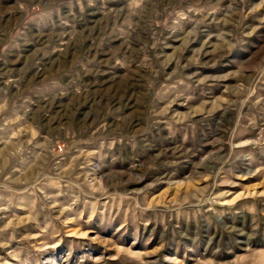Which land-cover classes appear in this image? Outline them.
Instances as JSON below:
<instances>
[{
  "label": "rangeland",
  "instance_id": "374dc122",
  "mask_svg": "<svg viewBox=\"0 0 264 264\" xmlns=\"http://www.w3.org/2000/svg\"><path fill=\"white\" fill-rule=\"evenodd\" d=\"M0 264H264V0H0Z\"/></svg>",
  "mask_w": 264,
  "mask_h": 264
}]
</instances>
